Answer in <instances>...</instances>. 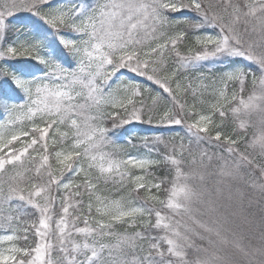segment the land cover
Listing matches in <instances>:
<instances>
[{
    "label": "snow or ice",
    "instance_id": "snow-or-ice-1",
    "mask_svg": "<svg viewBox=\"0 0 264 264\" xmlns=\"http://www.w3.org/2000/svg\"><path fill=\"white\" fill-rule=\"evenodd\" d=\"M0 264H264V0H0Z\"/></svg>",
    "mask_w": 264,
    "mask_h": 264
},
{
    "label": "trees",
    "instance_id": "trees-1",
    "mask_svg": "<svg viewBox=\"0 0 264 264\" xmlns=\"http://www.w3.org/2000/svg\"><path fill=\"white\" fill-rule=\"evenodd\" d=\"M26 19H27V15H21L18 22L20 23L25 22ZM13 63L15 66L23 67L25 64L34 63V61H17ZM175 131H176L175 128L170 129L167 126H157L156 124L148 125V124L134 123L132 125L127 126V131L124 132L126 138V140L124 141H130V143H124L123 146L126 148V150L129 153L136 154L138 152L143 151L142 149L139 148V144L143 136H149V137L160 136V135L171 136L175 134ZM181 135H183L182 132Z\"/></svg>",
    "mask_w": 264,
    "mask_h": 264
},
{
    "label": "rangeland",
    "instance_id": "rangeland-1",
    "mask_svg": "<svg viewBox=\"0 0 264 264\" xmlns=\"http://www.w3.org/2000/svg\"><path fill=\"white\" fill-rule=\"evenodd\" d=\"M22 15H27V14H22ZM23 23V22H22ZM132 127V126H131ZM143 130H145V129H143ZM124 140H126V138H125V135H124V133H123V135H122V141H124Z\"/></svg>",
    "mask_w": 264,
    "mask_h": 264
}]
</instances>
